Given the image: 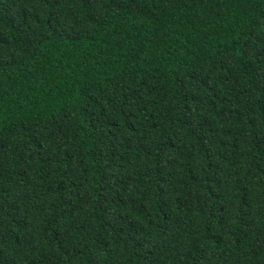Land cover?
<instances>
[{
	"label": "trees",
	"instance_id": "16d2710c",
	"mask_svg": "<svg viewBox=\"0 0 264 264\" xmlns=\"http://www.w3.org/2000/svg\"><path fill=\"white\" fill-rule=\"evenodd\" d=\"M0 264H264V0H0Z\"/></svg>",
	"mask_w": 264,
	"mask_h": 264
}]
</instances>
